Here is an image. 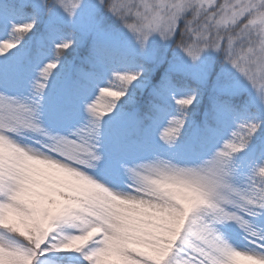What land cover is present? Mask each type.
I'll use <instances>...</instances> for the list:
<instances>
[{
	"label": "snow or ice",
	"instance_id": "snow-or-ice-1",
	"mask_svg": "<svg viewBox=\"0 0 264 264\" xmlns=\"http://www.w3.org/2000/svg\"><path fill=\"white\" fill-rule=\"evenodd\" d=\"M0 264H264V0H0Z\"/></svg>",
	"mask_w": 264,
	"mask_h": 264
}]
</instances>
